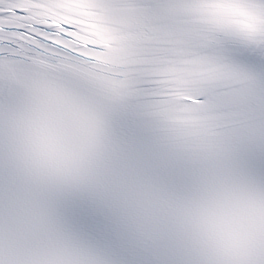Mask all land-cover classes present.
I'll list each match as a JSON object with an SVG mask.
<instances>
[{"label":"snow or ice","instance_id":"1","mask_svg":"<svg viewBox=\"0 0 264 264\" xmlns=\"http://www.w3.org/2000/svg\"><path fill=\"white\" fill-rule=\"evenodd\" d=\"M0 264H264V0H0Z\"/></svg>","mask_w":264,"mask_h":264}]
</instances>
